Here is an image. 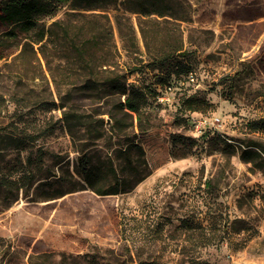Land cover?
Segmentation results:
<instances>
[{
	"label": "rangeland",
	"instance_id": "1",
	"mask_svg": "<svg viewBox=\"0 0 264 264\" xmlns=\"http://www.w3.org/2000/svg\"><path fill=\"white\" fill-rule=\"evenodd\" d=\"M178 1L185 21L125 14L135 46L119 37L114 10L85 12L109 16L121 65L142 62L128 83L147 95L144 131L128 116L110 120L112 101L83 89L62 40L24 61L22 39L0 40V264H264V172L235 147L264 118V0ZM68 13L40 24L75 31ZM164 36L179 37L182 53L159 72L147 45L159 50ZM191 96L205 102L198 112L184 104ZM199 118L216 120L196 131Z\"/></svg>",
	"mask_w": 264,
	"mask_h": 264
},
{
	"label": "trees",
	"instance_id": "2",
	"mask_svg": "<svg viewBox=\"0 0 264 264\" xmlns=\"http://www.w3.org/2000/svg\"><path fill=\"white\" fill-rule=\"evenodd\" d=\"M181 4L178 0H0V25L5 29L0 40L22 39L24 42L17 55V58L22 61L27 53L37 54L39 52L44 56L43 46L50 42L52 37L62 40L66 44L67 50L73 49L77 55V67L78 70H81L79 76H85L83 89L93 97L109 98L112 101L107 111L110 120L120 124L121 118L118 115L128 116L132 120L136 119L138 130L144 131L150 127L149 118L151 117L145 110L147 95L143 90L128 83L129 77L140 71L138 64L142 62L131 61L130 64L121 65L116 59L117 46L113 38L114 28L109 16L100 14L96 20L86 16L85 12L105 11L109 8L114 10L116 14L113 16V21L119 32V37L122 41L123 38L127 39L130 46H135L133 43L135 31L131 24L127 23V21L129 22L128 18L124 17L126 13L136 14L143 18L155 15L185 21L187 13L181 9ZM62 6H66L71 11L68 14L77 16L75 31L71 29L70 24L62 21H54L48 27L45 24H40L42 20L51 19L57 9ZM99 19L106 21L101 23ZM94 20H96L97 29L93 28ZM56 26H58L57 29ZM95 30L96 32H94ZM139 30L144 37L142 27H139ZM168 38V36L163 37L162 45L157 51L152 52L147 45L149 52L147 66L153 70L162 72V68L170 59L182 53L181 39L175 36L171 41ZM105 41L109 43L107 59L105 56H102V59L96 58L94 51L103 49L100 43L101 45L105 44ZM34 44L38 45V49L35 50ZM145 44H147L146 41ZM99 60L102 61L98 67L106 66L109 69L106 76L97 70L99 68L96 69V63ZM204 103L203 100L193 96L184 101L186 108L191 112H198ZM118 129L121 130L120 127ZM242 134V138L236 140L238 146H235L240 159L249 164L251 170L264 172V142L251 137L253 134L264 135V118L247 122ZM130 147L128 146L127 149ZM2 184L8 185L9 183L5 180ZM95 192L99 195L118 193L116 189L110 192ZM116 262L119 261H115L113 264H118ZM183 264L209 263L195 258Z\"/></svg>",
	"mask_w": 264,
	"mask_h": 264
},
{
	"label": "built area",
	"instance_id": "3",
	"mask_svg": "<svg viewBox=\"0 0 264 264\" xmlns=\"http://www.w3.org/2000/svg\"><path fill=\"white\" fill-rule=\"evenodd\" d=\"M214 120L209 121L207 118H199L193 121V125L196 131H202V129L204 130L206 127H211L212 125H214Z\"/></svg>",
	"mask_w": 264,
	"mask_h": 264
}]
</instances>
